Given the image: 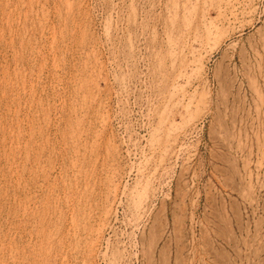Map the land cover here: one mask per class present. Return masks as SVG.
Instances as JSON below:
<instances>
[{
	"label": "rangeland",
	"instance_id": "rangeland-1",
	"mask_svg": "<svg viewBox=\"0 0 264 264\" xmlns=\"http://www.w3.org/2000/svg\"><path fill=\"white\" fill-rule=\"evenodd\" d=\"M189 6L237 16L170 102ZM91 261L264 264V0H0V264Z\"/></svg>",
	"mask_w": 264,
	"mask_h": 264
},
{
	"label": "bare ground",
	"instance_id": "bare-ground-1",
	"mask_svg": "<svg viewBox=\"0 0 264 264\" xmlns=\"http://www.w3.org/2000/svg\"><path fill=\"white\" fill-rule=\"evenodd\" d=\"M36 1V0H35ZM60 1V0H59ZM197 1V0H195ZM131 2V1H130ZM173 2V1H172ZM30 3V1H29ZM132 3V2H131ZM174 3V2H173ZM192 3V2H191ZM162 4V3H161ZM35 6V5H34ZM80 6V5H79ZM180 6V5H179ZM198 6V5H197ZM209 6V5H208ZM10 8V7H9ZM44 8V7H43ZM125 8V7H124ZM52 9V8H51ZM147 9V8H146ZM169 9V8H168ZM175 9V8H174ZM199 9H191V6L186 7L185 9H175L172 11L171 19L169 25H167V38H168V49L169 57L172 59L171 63L173 67L176 69V77L173 78V81L170 83L169 90V100L170 102H174L175 98V90L178 91V82L183 80V78L187 77L188 72H196L198 71V78L202 77V72L205 69L206 61L210 59L214 51L219 48L230 36L231 32L225 31V27L221 30V26H227L226 24L234 21L233 17L237 16L235 12H232L229 16L227 12H219V16L210 17L205 12L198 11ZM13 11V10H12ZM77 11V10H76ZM180 11V12H179ZM230 11V10H229ZM233 11H235L233 9ZM19 12V11H18ZM60 12V11H59ZM231 12V11H230ZM226 13V14H225ZM12 14V13H11ZM152 16V14H151ZM157 16V15H156ZM130 17V16H129ZM20 18V17H19ZM128 18V17H127ZM143 19V18H142ZM163 19V18H162ZM10 20V19H9ZM26 20V19H25ZM87 20V19H86ZM165 24V23H164ZM8 25V24H7ZM19 25V24H18ZM63 25V24H62ZM131 26V25H130ZM5 28V27H4ZM54 29V28H53ZM87 29V28H86ZM85 29V30H86ZM102 29V28H101ZM127 30V29H126ZM153 30V29H152ZM233 31V30H232ZM80 32V31H79ZM94 32V31H93ZM122 32V31H121ZM165 33V34H166ZM233 33V32H232ZM68 34V33H67ZM154 34V33H153ZM29 35V34H28ZM37 35V34H36ZM109 35V34H108ZM107 36V35H106ZM137 36V35H136ZM14 37V36H13ZM26 37V36H25ZM24 37V38H25ZM166 37V36H165ZM27 38V37H26ZM166 38V40H167ZM85 39V38H84ZM88 39V38H87ZM159 39V38H158ZM164 39V38H161ZM23 41V40H22ZM159 41V40H158ZM4 42V41H3ZM8 42V41H7ZM99 42V41H98ZM113 42V41H112ZM166 43V42H165ZM22 44V43H21ZM41 44V43H40ZM70 44V43H69ZM108 45V44H107ZM116 45V44H115ZM144 46V45H143ZM64 47V46H63ZM93 47V46H92ZM163 47V46H162ZM22 50V49H21ZM48 50V49H47ZM13 52V51H12ZM6 53V52H5ZM22 53V52H21ZM19 53V54H21ZM31 53V52H30ZM52 53V52H50ZM62 53V52H61ZM87 53V52H86ZM106 54V53H105ZM6 55V54H5ZM24 55V54H23ZM108 58V57H107ZM122 59V58H121ZM169 59V60H170ZM7 60V59H6ZM94 60V59H93ZM140 62V61H139ZM169 62V61H168ZM45 63V62H44ZM70 63V62H69ZM30 64V63H29ZM2 65V64H1ZM31 65V64H30ZM5 66V65H4ZM7 66V65H6ZM9 66V65H8ZM22 66V65H21ZM23 68V67H22ZM171 70V69H170ZM9 71V70H8ZM5 72V70H4ZM22 72V71H21ZM174 72V71H173ZM8 73V72H7ZM25 74V73H24ZM71 74V73H70ZM26 75V74H25ZM134 76V75H133ZM37 77V76H36ZM80 77V76H79ZM83 77V76H82ZM135 77V76H134ZM10 78V76L8 77ZM101 79V78H100ZM172 79V78H171ZM170 79V80H171ZM5 80V79H4ZM107 80V79H106ZM134 80V79H133ZM161 80V79H160ZM6 81V80H5ZM25 81V80H24ZM129 81V80H128ZM186 81V80H185ZM3 82V80H2ZM21 82V81H20ZM110 82V81H109ZM189 82V81H188ZM193 82V81H192ZM4 83V82H3ZM6 83V82H5ZM204 83V82H203ZM20 84V83H19ZM110 84V83H109ZM189 84V83H188ZM3 85V84H2ZM17 85V84H16ZM68 85V84H67ZM73 85V84H72ZM24 86V85H23ZM91 86V85H90ZM111 86V85H110ZM137 86V85H136ZM154 86V85H153ZM22 87V86H21ZM41 87V86H40ZM112 87V86H111ZM178 88V89H177ZM194 88V87H193ZM205 88V87H204ZM57 89V88H56ZM23 90V89H22ZM18 91V90H17ZM79 91V90H78ZM176 91V92H177ZM180 91V90H179ZM200 91V90H199ZM209 91V90H208ZM4 92V91H3ZM91 92V91H90ZM166 92V91H165ZM45 93V92H44ZM92 93V92H91ZM168 93V92H167ZM189 93V92H187ZM19 94V93H18ZM88 94V93H87ZM93 94V93H92ZM179 94V93H178ZM13 95V94H12ZM156 95V94H155ZM160 95V94H159ZM7 96V95H6ZM93 96V95H92ZM14 97V96H13ZM18 97V96H17ZM26 97V95H25ZM85 97V96H84ZM35 98V97H34ZM43 98V97H42ZM15 99V98H14ZM92 99V98H91ZM167 99V97H166ZM188 99V98H187ZM13 100V99H12ZM30 100V99H29ZM100 100V99H99ZM164 100V99H163ZM7 101V100H6ZM15 101V100H14ZM59 101V100H58ZM168 101V100H167ZM19 102V101H18ZM41 102V101H40ZM89 102V101H88ZM86 102V104L88 103ZM170 102L168 104H170ZM177 102V101H176ZM13 103V102H12ZM39 103V102H38ZM91 103V102H90ZM113 103V102H112ZM174 104V103H173ZM176 104V103H175ZM177 105V104H176ZM41 106V104H40ZM53 106V105H52ZM77 106V105H76ZM83 106V105H82ZM81 106V107H82ZM66 107V106H65ZM160 107V106H159ZM175 107V105L173 106ZM203 107V106H202ZM20 109V108H19ZM26 109V108H25ZM28 109V106H27ZM68 109V108H67ZM89 109V108H88ZM150 109V108H149ZM11 110V109H10ZM38 110V109H37ZM36 110V111H37ZM29 111V110H28ZM76 111V110H75ZM92 111V110H91ZM73 112V111H72ZM78 112V111H77ZM98 112V111H97ZM148 112V111H147ZM152 112V111H151ZM162 112V111H160ZM5 113V112H4ZM34 114V113H33ZM51 114V112H50ZM79 114V113H78ZM82 114V113H81ZM193 114V113H192ZM6 116V114H4ZM32 115V114H31ZM85 115V114H84ZM154 115V114H153ZM174 115V112H173ZM81 116V115H80ZM100 116V115H99ZM169 116V115H168ZM176 116V115H175ZM12 117V116H11ZM35 117V116H34ZM43 117V116H42ZM75 117V116H74ZM79 117V116H78ZM200 117V116H199ZM19 118V117H18ZM76 118V117H75ZM81 118V117H80ZM104 118V117H103ZM159 118V117H158ZM72 119V118H71ZM79 119V118H78ZM101 119V117L99 118ZM116 119V118H114ZM170 119V118H169ZM173 119V118H172ZM92 120V119H91ZM112 120V119H111ZM155 120V119H154ZM11 121V120H10ZM80 121V120H79ZM171 121V120H170ZM58 122V121H56ZM67 122V121H66ZM197 122V121H196ZM17 123V122H16ZM70 123V122H69ZM9 124V123H8ZM21 124V123H20ZM121 124V123H120ZM196 124V123H195ZM74 125V124H73ZM191 125V124H189ZM13 126V124H12ZM144 126V125H143ZM148 126V125H147ZM151 126V125H150ZM9 127V126H8ZM69 127V126H68ZM5 128V127H4ZM3 128V129H4ZM13 129V128H12ZM44 129V128H43ZM125 129V128H124ZM86 130V129H85ZM13 132V131H12ZM21 132V131H20ZM73 132V131H72ZM144 133V132H143ZM13 134V133H12ZM15 134V133H14ZM72 134V133H71ZM83 134V133H82ZM87 134V133H86ZM183 134V133H182ZM36 135V134H35ZM41 135V134H40ZM44 135V134H43ZM3 136V135H2ZM17 136V135H16ZM75 136V135H74ZM79 136V135H77ZM18 137V136H17ZM61 138V137H60ZM100 138V137H99ZM128 138V137H127ZM14 140V139H13ZM47 140V139H46ZM125 140V139H124ZM17 141V140H16ZM38 141V140H37ZM44 141V140H43ZM137 142V141H136ZM16 143V142H15ZM101 143V142H100ZM11 144V143H10ZM124 144V143H123ZM135 144V143H134ZM37 145V144H36ZM83 145V143H82ZM125 145V144H124ZM98 146V145H97ZM108 146V145H107ZM44 147V146H43ZM5 148V147H4ZM15 148V147H14ZM71 148V147H70ZM97 148V147H96ZM99 148V147H98ZM139 148V147H138ZM32 149V148H31ZM79 149V148H78ZM108 149V148H107ZM53 150V149H52ZM99 150V149H98ZM167 150V149H166ZM34 151V150H33ZM38 151V150H37ZM41 151V150H40ZM68 151H70L68 149ZM103 151V150H102ZM3 152V151H2ZM42 152V151H41ZM75 152V151H74ZM73 152V153H74ZM101 152V151H100ZM29 153V150H28ZM39 153V152H38ZM67 153V152H66ZM65 153V154H66ZM82 153V152H81ZM36 154V152H35ZM97 154V152H96ZM113 154V153H112ZM29 155V154H28ZM151 155V154H150ZM155 155V154H154ZM39 156V154H38ZM118 156V155H117ZM114 157V156H113ZM152 157V156H151ZM4 158V157H3ZM116 158V157H115ZM157 158V157H156ZM14 159V158H13ZM12 159V160H13ZM174 159V158H173ZM22 160V159H21ZM27 160V159H26ZM131 161V160H130ZM95 162V161H94ZM132 162V161H131ZM157 162V161H156ZM2 167V166H1ZM75 169V168H74ZM103 169V168H102ZM133 169V168H132ZM37 170V169H36ZM140 171L139 169H137ZM35 171V170H34ZM98 172V171H96ZM81 173V172H79ZM122 173V172H121ZM134 173V172H133ZM56 174V173H55ZM20 175V174H19ZM77 175V173L75 174ZM79 175V174H78ZM44 177V176H43ZM3 178V177H2ZM27 178V177H26ZM40 178V177H39ZM84 178V177H83ZM133 178V177H132ZM158 180V179H157ZM94 181V180H93ZM49 182V181H48ZM13 184V183H12ZM43 185V184H42ZM120 186V185H119ZM125 186V185H124ZM43 188V187H42ZM127 188V187H126ZM14 189V188H13ZM107 189V188H105ZM114 189V188H113ZM75 194V193H74ZM113 203L117 201L118 196V187L116 186L113 191ZM124 196V195H123ZM122 202V201H121ZM145 204V203H144ZM87 206V205H86ZM118 206V205H117ZM38 207V206H37ZM113 208V207H112ZM75 209V208H74ZM58 210V209H57ZM68 210V209H67ZM105 212L104 218L105 220L109 219L112 210L111 207L107 209ZM144 211V210H143ZM145 212V211H144ZM35 214V213H34ZM44 216V215H43ZM5 219V218H4ZM27 220V219H26ZM11 221V220H10ZM142 221V220H141ZM58 222V221H57ZM89 223V222H88ZM55 224V223H54ZM67 224V223H66ZM112 225V224H111ZM43 226V225H42ZM103 226V227H102ZM100 229L95 232V238H93L90 244V254L89 258H96L100 251L99 248L101 246L102 234L105 228V224L102 225ZM115 226V225H114ZM91 227V226H90ZM107 228V226H106ZM105 228V229H106ZM68 230V229H67ZM15 231V230H14ZM103 232V233H102ZM83 237V236H82ZM123 237V236H122ZM53 238V237H52ZM102 239V240H101ZM106 240V239H105ZM33 241V240H32ZM104 241V240H103ZM103 247V246H102ZM70 249V248H69ZM43 250V249H42ZM15 251V250H14ZM26 252V251H25ZM105 255V254H104ZM2 256V255H1ZM49 258V257H48ZM65 258V257H64ZM46 260V259H45ZM95 260V259H94ZM93 260V261H94ZM103 260V259H102ZM21 261V260H20ZM91 261L90 264H93ZM105 261V260H104ZM24 262V261H23Z\"/></svg>",
	"mask_w": 264,
	"mask_h": 264
}]
</instances>
